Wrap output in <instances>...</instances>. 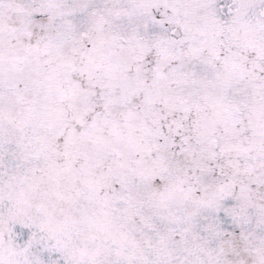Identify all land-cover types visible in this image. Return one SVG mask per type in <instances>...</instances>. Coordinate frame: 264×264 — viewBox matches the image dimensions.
I'll use <instances>...</instances> for the list:
<instances>
[{
    "label": "snow or ice",
    "instance_id": "obj_1",
    "mask_svg": "<svg viewBox=\"0 0 264 264\" xmlns=\"http://www.w3.org/2000/svg\"><path fill=\"white\" fill-rule=\"evenodd\" d=\"M0 264H264V0H0Z\"/></svg>",
    "mask_w": 264,
    "mask_h": 264
}]
</instances>
